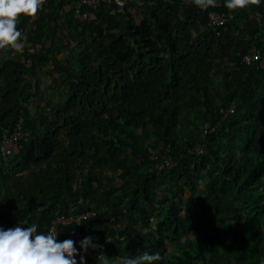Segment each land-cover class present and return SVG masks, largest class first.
Returning <instances> with one entry per match:
<instances>
[{
    "label": "trees",
    "instance_id": "obj_1",
    "mask_svg": "<svg viewBox=\"0 0 264 264\" xmlns=\"http://www.w3.org/2000/svg\"><path fill=\"white\" fill-rule=\"evenodd\" d=\"M216 1L123 0L80 22L75 0H45L20 17L32 47L0 50V142L26 134L0 156V227L47 233L56 215L93 211L57 238L94 237L86 264L264 261V66L242 61L264 56V12ZM210 9L232 18L213 25Z\"/></svg>",
    "mask_w": 264,
    "mask_h": 264
},
{
    "label": "clouds",
    "instance_id": "obj_2",
    "mask_svg": "<svg viewBox=\"0 0 264 264\" xmlns=\"http://www.w3.org/2000/svg\"><path fill=\"white\" fill-rule=\"evenodd\" d=\"M44 3L45 0H0V50L10 48L17 53L23 52L25 45L17 27L19 19L21 16L35 18ZM193 3L201 10L217 6L216 0H193ZM117 4L122 7L123 0H117ZM260 4L261 0H225V7L229 10L252 5L259 7ZM57 237L55 227L49 228L47 233L38 232L36 224L6 230L0 227V264H86L82 253H87L90 248L102 249L92 236H85L79 242V249L74 240L58 241ZM163 259L159 252L145 251L140 255L118 257L114 264H158ZM96 260L97 264H109L105 254L97 256Z\"/></svg>",
    "mask_w": 264,
    "mask_h": 264
},
{
    "label": "built area",
    "instance_id": "obj_3",
    "mask_svg": "<svg viewBox=\"0 0 264 264\" xmlns=\"http://www.w3.org/2000/svg\"><path fill=\"white\" fill-rule=\"evenodd\" d=\"M183 1L188 3L193 0H183ZM111 3L118 5L117 0H75V3L72 7L73 16L75 19L79 20L80 22L95 20L96 10L103 4H111ZM216 3L217 6L220 5V2L216 1ZM260 6L262 8V11L264 12V0H261ZM208 16L213 25H218L231 19L232 13L210 9L208 12ZM262 25H264V22H262ZM254 60H257L260 66H264V56L255 47L251 48L242 57V61L245 63H250L251 61ZM212 130L213 128L205 129L203 133L206 134L208 132H211ZM25 134L26 133L22 131H17L12 134L3 136V139L0 142V156L6 158L12 154L17 153L20 147L19 140ZM203 149L204 146L201 144L196 146L197 152H202ZM151 152L152 154L155 153V151L153 150ZM152 158H156V156L153 155ZM91 215H93V211H86L80 214H74L73 212H69L68 214L56 215L51 222L50 228L55 227L58 230V237H60V235L62 234V230L66 225L72 223L80 224L83 219ZM0 224L3 223L0 221ZM4 225H6V223H4ZM66 236L68 239L78 240L80 236V231L76 227L72 228L67 232Z\"/></svg>",
    "mask_w": 264,
    "mask_h": 264
},
{
    "label": "rangeland",
    "instance_id": "obj_4",
    "mask_svg": "<svg viewBox=\"0 0 264 264\" xmlns=\"http://www.w3.org/2000/svg\"><path fill=\"white\" fill-rule=\"evenodd\" d=\"M23 43L25 45L24 49L32 47L30 40L27 38L23 41ZM15 53L19 54L17 52H15ZM33 83L35 84V88H34L35 94L40 95L41 92L48 90L51 87L52 79H51V77H46V78H44V80H39L36 82L33 81Z\"/></svg>",
    "mask_w": 264,
    "mask_h": 264
}]
</instances>
